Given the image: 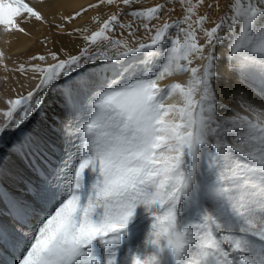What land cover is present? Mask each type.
<instances>
[{"label":"snow or ice","instance_id":"obj_1","mask_svg":"<svg viewBox=\"0 0 264 264\" xmlns=\"http://www.w3.org/2000/svg\"><path fill=\"white\" fill-rule=\"evenodd\" d=\"M69 9L0 0V264H264V0Z\"/></svg>","mask_w":264,"mask_h":264},{"label":"rangeland","instance_id":"obj_2","mask_svg":"<svg viewBox=\"0 0 264 264\" xmlns=\"http://www.w3.org/2000/svg\"><path fill=\"white\" fill-rule=\"evenodd\" d=\"M89 0H65V3L70 6V9L72 7H77L80 4H87ZM158 0H142V5L145 7L154 5ZM221 3H227V0H221ZM140 6V5H138ZM89 15H92V13H89ZM77 24L80 23V21L76 22ZM47 30L45 28H41L40 26H36L32 29L33 35L31 37H24L20 35L21 42L19 44H13L9 46L7 41L10 39H14L15 35H8L4 33H0V48L4 49L6 53L13 58V60H26L28 59L32 54H40L45 49L36 42L37 38L43 39V33ZM17 49V51L15 50ZM15 53V54H14ZM12 61H9V67H12ZM6 74L4 73L3 69L0 68V97H7L10 95H13L12 88V79H9L7 85L5 86L3 84V77ZM180 79H184L181 77ZM176 99L175 97L173 98ZM172 102V101H170ZM59 111V108L56 106V98L52 97L48 100L47 104L45 105L44 111L39 115L36 116L29 124H28V130H36L38 128H46L47 125L51 124L52 118H55L56 113ZM4 155V164L5 166L8 165L11 169H19L20 164L18 161H16L14 158L9 159L10 155L9 149L7 147L3 148L2 151H0V155Z\"/></svg>","mask_w":264,"mask_h":264},{"label":"bare ground","instance_id":"obj_3","mask_svg":"<svg viewBox=\"0 0 264 264\" xmlns=\"http://www.w3.org/2000/svg\"><path fill=\"white\" fill-rule=\"evenodd\" d=\"M14 39H10L11 43H8L9 46L13 45V44H19L21 42V37L20 34H15ZM0 45H2V43H0ZM17 51V49H15ZM15 54V53H14ZM258 99V98H257ZM5 168L9 171H15V169H11L8 165L5 166ZM5 184L9 187L12 188L13 184L12 181L8 178L5 179Z\"/></svg>","mask_w":264,"mask_h":264},{"label":"crops","instance_id":"obj_4","mask_svg":"<svg viewBox=\"0 0 264 264\" xmlns=\"http://www.w3.org/2000/svg\"><path fill=\"white\" fill-rule=\"evenodd\" d=\"M2 106H3L2 103H0V107H2ZM6 144H7V141H6ZM2 156H4V155L2 154ZM5 156H10V155H5Z\"/></svg>","mask_w":264,"mask_h":264}]
</instances>
